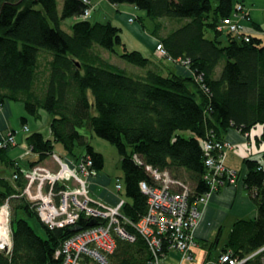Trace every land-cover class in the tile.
Segmentation results:
<instances>
[{
  "label": "trees",
  "instance_id": "trees-1",
  "mask_svg": "<svg viewBox=\"0 0 264 264\" xmlns=\"http://www.w3.org/2000/svg\"><path fill=\"white\" fill-rule=\"evenodd\" d=\"M107 2L145 12L167 53L157 57L171 65L179 58L188 61L190 74L164 73L151 57L126 47L119 27L82 19L89 7L82 0H63L61 9L58 0H0V107L19 102L27 116L39 119L44 111L51 117L49 137L40 132L26 135L29 152L36 157L27 169L51 157L59 143L68 159L90 157L99 172L103 156L84 131L113 144L121 158L123 214L137 222L147 209L139 183H153L145 166L190 183L194 201L209 189L203 179V141L221 142L230 129L245 134L257 125L262 127L257 141H264V27L253 23L251 32L225 31L223 22L233 14L236 0ZM68 18L74 19L70 32L62 29ZM164 19L177 26L160 37ZM103 50L140 71L126 72L105 58ZM20 124L26 125L25 117ZM3 140L0 164L18 177H0V206L9 199L13 208L11 250L0 252V264H59L55 253L74 232L40 221L34 204L22 196L27 169L8 156L13 146L1 145ZM244 163V186L257 214L237 220L221 249L238 258L264 245V172L257 161L245 158ZM20 213L37 220L43 234ZM87 223L81 217L78 225L86 228ZM148 259L145 241L136 235L133 242L117 239L109 264H146Z\"/></svg>",
  "mask_w": 264,
  "mask_h": 264
},
{
  "label": "built area",
  "instance_id": "built-area-1",
  "mask_svg": "<svg viewBox=\"0 0 264 264\" xmlns=\"http://www.w3.org/2000/svg\"><path fill=\"white\" fill-rule=\"evenodd\" d=\"M89 7L81 15L82 19L90 17L92 6L90 0H82ZM238 14L245 18L243 4L238 3L230 18L223 22V29L232 33L242 30L237 22ZM133 21V20H130ZM155 54L159 58L167 57L161 44H157ZM167 61H171L170 58ZM176 66L188 69V61L177 59ZM252 130V129H251ZM27 135L30 130L27 125L21 128ZM262 131V128H261ZM255 134V138L261 134ZM252 131L242 134L250 140L245 142L244 157L258 162V169L264 172V149L253 148ZM16 133H10L1 143L3 146L16 144ZM206 153L204 164L206 173L203 179L208 185V192L202 197L190 201L191 190L184 182L174 179L168 171H159L145 166L152 179L151 184L139 183L140 190L146 195V213L133 222L123 214L125 200L118 197L115 205H109L93 197L88 188V182L98 175L90 157L78 161H65L53 154L50 158L54 169L39 164L25 170L26 185L22 196L34 204L40 221L49 228H73L78 225L81 217L85 221H95L94 226L82 228L64 240L57 252L59 264H109L110 256L116 249L117 239L133 242L136 235L145 241L149 252L146 264H170L167 259L179 255L177 264L192 262V248L196 246L194 230L200 221L201 212L198 204L212 193L225 185L235 183L236 171L226 166L228 150L236 149L234 144L223 140L221 142L203 141ZM73 161V160H72ZM17 174L12 179H17ZM56 186H59L56 189ZM123 184L115 183V190L121 192ZM9 199L0 206V215L4 213L7 235L0 237V252L9 254L11 250V228L9 226ZM201 264H264V245L238 258L231 250L221 251L216 259L203 260Z\"/></svg>",
  "mask_w": 264,
  "mask_h": 264
},
{
  "label": "crops",
  "instance_id": "crops-1",
  "mask_svg": "<svg viewBox=\"0 0 264 264\" xmlns=\"http://www.w3.org/2000/svg\"><path fill=\"white\" fill-rule=\"evenodd\" d=\"M62 1L63 0H60L61 3L58 6L59 9H61ZM90 1L92 11L89 19H93L92 22L109 21L114 26L119 27L121 29V39L129 50H136L146 57H151L156 62L157 66H159L165 73L172 72L182 76H188L190 74L188 69L168 64L164 60H160L155 56V48L159 39L158 36L154 34L156 27L154 22L146 16L145 12L130 5H112L108 3L107 0ZM236 1L242 3L245 8L248 9L250 14L248 20L244 19V17L241 18V16H243L242 14H238V17L236 18L243 31H253V23L264 27V0ZM102 10H105L104 13H100ZM109 13L113 14L112 18H108ZM136 19L137 23L134 22ZM164 20H160L162 24L159 28L160 37L167 35L171 31V29L164 24ZM43 116L45 122L48 123V117L50 115L41 111L40 118ZM23 117L26 118V125H28L29 119L27 117L29 116L26 115L22 103L7 101L0 107V139L8 138L10 133L13 131L16 133V144L8 151L7 154L12 160L17 161V164L21 168L24 164L28 165L29 162V160H27V162H21L23 149L21 147L22 150H20L19 146L26 147L29 152V148L26 143V135L22 133L21 124L19 123ZM31 118L34 122V127L31 128V132L41 133V128L44 124L41 123L42 119ZM5 132L7 133L4 134ZM224 140L236 146V149L228 150L226 156V166L236 171L235 183L232 185H225L217 192L208 195L204 201L198 204L201 216L199 224L194 230L196 246H194L191 250L193 256V251L197 247H208L213 241H216V245L220 235L223 233H227L228 238L232 226L237 220L254 219L257 214L256 206L250 199L244 186V178L247 174V167L244 163V146L245 142L250 143V140L246 141L244 136L235 129H230L225 135ZM46 160H44L41 164L44 165ZM69 161L74 162V160L72 161L71 159H69ZM54 166L55 165L51 160V168L54 169ZM12 173L13 172H11L10 177ZM10 177L8 179H10ZM107 181L108 179H106V177H101L100 173H98L97 177L91 181L89 180L88 182L89 192L93 197L98 198L109 205H115L118 198L114 194L106 191ZM210 251L206 253L204 260H213L218 257L219 254L212 258ZM167 261L170 264L178 263V261L172 256H170Z\"/></svg>",
  "mask_w": 264,
  "mask_h": 264
},
{
  "label": "rangeland",
  "instance_id": "rangeland-1",
  "mask_svg": "<svg viewBox=\"0 0 264 264\" xmlns=\"http://www.w3.org/2000/svg\"><path fill=\"white\" fill-rule=\"evenodd\" d=\"M60 0H58V6L60 5ZM109 3V2H108ZM242 4V3H241ZM120 5H126V6H132L131 4H120ZM245 7V6H244ZM104 9V8H103ZM246 10V13L248 14V16L250 17V14H249V11L247 8H245ZM105 10H102L100 11V13H104ZM113 14L112 13H109L108 15V18H112ZM90 21H93V19H89ZM95 20V19H94ZM176 21H179L181 19H174ZM137 19L134 21L136 22ZM74 22V19L72 18H68L66 19L64 22H63V25H62V29L65 30L66 32H70V26L73 24ZM238 22V21H237ZM137 23V22H136ZM164 24L172 29L174 28L175 26H177V23H175L174 21L172 20H164ZM240 25V24H239ZM208 36H211V33L209 32L208 33ZM102 55L105 57V58H108L110 61H112V63H114L115 65L123 68L126 72L128 73H131V72H138L140 71V69L136 66H133L127 62H125L124 60L118 58V57H115L114 55L108 53L107 51L103 50L102 51ZM157 57V55H155ZM224 64V62L222 61L221 62V66ZM221 68V67H220ZM165 73V72H164ZM29 119V123H28V128L31 132V128L34 127L33 125V120L32 118L29 116L27 117ZM48 123L45 122L44 120V116L40 118L41 120V123H44L42 128H41V133L45 136V137H49L50 134H49V121L51 119V117L49 116L48 117ZM39 122V121H38ZM19 123H21V121H19ZM22 128V126H21ZM261 126L260 125H257L255 128H253L251 131H252V141H253V148L254 149H257L256 145L259 144V147L258 149L259 150H263L264 149V141L262 142H258L257 139L255 138V134H257L258 132L261 131ZM86 134H87V137H88V141L90 142V145L97 151L99 152L100 154H102L103 156V160H104V164H103V168L99 171L100 173V176H104L106 177V179H108L107 181V186H106V191L114 194L117 198L119 197L120 199H124V196L123 194L120 192H117L115 190V183L117 180L120 181L121 184L124 183V179H123V172H122V169H121V165H120V156H119V153H118V150L117 148L109 143L108 141L102 139V138H99L97 137L96 135H94L92 132H90L89 130H85L84 131ZM7 132H5L4 134H6ZM182 135L184 136H189V132H185V131H181L180 132ZM20 147V150H22L23 154L21 157V162H27V160H34L36 157L29 153L27 151V148L24 147V146H19ZM22 147V149H21ZM54 154L59 156L60 158H62L64 161L66 159H68L66 157V153L62 147L61 144L59 143H55L54 144ZM44 165L47 166L48 168L52 169L51 168V158L49 157V159L47 158V160L44 162ZM28 165H23V169H27ZM56 166H54L55 168ZM12 170L11 168L9 167H5L4 165L0 164V177H5V178H9L10 177V174H11ZM181 180V179H180ZM183 181V180H181ZM190 188H191V185L190 183H188L187 181H184ZM9 216H8V219H9V226H10V218L12 217L13 215V208H12V205L9 204ZM21 214V213H20ZM20 217H23L25 219L28 220L29 224L33 227V229L39 234V235H42L43 232H42V229H41V226L39 224V222L33 218H28L26 216H24L23 214L20 215ZM0 220L3 221V231H0V232H3L2 236H5L7 235V225H6V220H5V215L4 213L2 215H0ZM0 221V222H1ZM227 238V233H223L222 235H220L219 237V240L217 242V244L215 245V247H213L210 251L211 253V256L212 258L213 257H216L220 252H221V249L223 248L224 244H225V240ZM203 247V246H202ZM197 247L194 249L193 253H194V260L192 262H186L184 264H201L202 261L204 260V257L206 255L207 252H209L208 250V247ZM174 259H176L177 261L179 260L180 256L179 255H175V254H172L171 255Z\"/></svg>",
  "mask_w": 264,
  "mask_h": 264
},
{
  "label": "water",
  "instance_id": "water-1",
  "mask_svg": "<svg viewBox=\"0 0 264 264\" xmlns=\"http://www.w3.org/2000/svg\"><path fill=\"white\" fill-rule=\"evenodd\" d=\"M94 225H95V221H94V220H91V221H89V222L87 223V226H88V227H90V226H94ZM81 229H82V227H80L79 225H77V226L71 228V230H72L73 232H77V231H79V230H81Z\"/></svg>",
  "mask_w": 264,
  "mask_h": 264
},
{
  "label": "bare ground",
  "instance_id": "bare-ground-1",
  "mask_svg": "<svg viewBox=\"0 0 264 264\" xmlns=\"http://www.w3.org/2000/svg\"><path fill=\"white\" fill-rule=\"evenodd\" d=\"M3 214V213H2ZM1 214V215H2ZM1 221V220H0ZM3 221L0 222V231H3ZM3 232H0V237L2 236Z\"/></svg>",
  "mask_w": 264,
  "mask_h": 264
}]
</instances>
